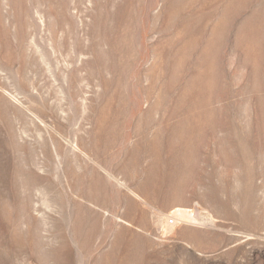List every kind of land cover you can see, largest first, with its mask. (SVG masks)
Masks as SVG:
<instances>
[{"label": "rangeland", "instance_id": "rangeland-1", "mask_svg": "<svg viewBox=\"0 0 264 264\" xmlns=\"http://www.w3.org/2000/svg\"><path fill=\"white\" fill-rule=\"evenodd\" d=\"M0 264H264V0H0Z\"/></svg>", "mask_w": 264, "mask_h": 264}, {"label": "bare ground", "instance_id": "bare-ground-1", "mask_svg": "<svg viewBox=\"0 0 264 264\" xmlns=\"http://www.w3.org/2000/svg\"><path fill=\"white\" fill-rule=\"evenodd\" d=\"M179 142V141H178ZM159 144V143H158ZM215 203V202H214ZM176 210V209H175ZM175 212V211H174ZM173 212V213H174ZM189 213V212H188ZM188 213H187V216H184V219H188L189 217H191L190 216V214H189V217H188ZM171 215H172V213H170ZM183 211H180V209L179 210H176V218L175 219H178L177 218V216L179 215V217H181V216H183ZM185 215V214H184ZM173 216V215H172ZM186 217H188V218H186ZM172 218V217H171ZM166 219V218H165ZM169 219V218H168ZM189 219H191V218H189ZM173 221H174V219H173ZM173 223V222H172Z\"/></svg>", "mask_w": 264, "mask_h": 264}]
</instances>
